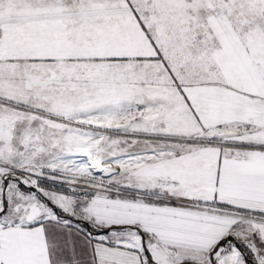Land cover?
<instances>
[{"label": "snow or ice", "instance_id": "obj_1", "mask_svg": "<svg viewBox=\"0 0 264 264\" xmlns=\"http://www.w3.org/2000/svg\"><path fill=\"white\" fill-rule=\"evenodd\" d=\"M0 264H264V0H0Z\"/></svg>", "mask_w": 264, "mask_h": 264}]
</instances>
